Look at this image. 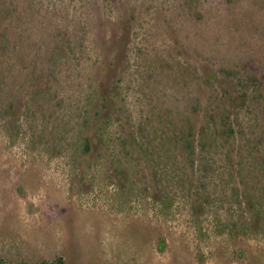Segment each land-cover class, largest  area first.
I'll return each mask as SVG.
<instances>
[{
	"label": "rangeland",
	"instance_id": "374dc122",
	"mask_svg": "<svg viewBox=\"0 0 264 264\" xmlns=\"http://www.w3.org/2000/svg\"><path fill=\"white\" fill-rule=\"evenodd\" d=\"M264 264V0H0V261Z\"/></svg>",
	"mask_w": 264,
	"mask_h": 264
},
{
	"label": "trees",
	"instance_id": "16d2710c",
	"mask_svg": "<svg viewBox=\"0 0 264 264\" xmlns=\"http://www.w3.org/2000/svg\"><path fill=\"white\" fill-rule=\"evenodd\" d=\"M0 264H4L3 262L0 261ZM38 264H66L65 261L62 258H58L52 261H48V262H41Z\"/></svg>",
	"mask_w": 264,
	"mask_h": 264
}]
</instances>
